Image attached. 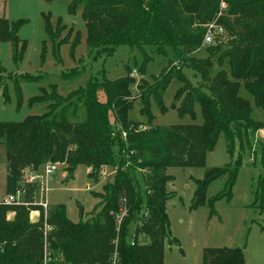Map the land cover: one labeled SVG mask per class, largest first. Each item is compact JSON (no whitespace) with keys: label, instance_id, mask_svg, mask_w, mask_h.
<instances>
[{"label":"trees","instance_id":"trees-1","mask_svg":"<svg viewBox=\"0 0 264 264\" xmlns=\"http://www.w3.org/2000/svg\"><path fill=\"white\" fill-rule=\"evenodd\" d=\"M68 1L72 11H82L89 50L112 53L117 46H128L131 52L145 56L138 68L144 74L152 59L148 50L167 58L171 49L174 59L198 73L200 86L174 66L164 68L152 83L141 81L139 113L149 126L155 121L151 101L166 110L162 97L173 79L180 86L172 108L181 117L195 118L197 105L203 123L138 131L140 125L128 119L134 107L130 98L135 70L127 66L124 77L90 79L67 97L58 94L55 84L42 88L31 104H45L43 116L0 124V138L7 150V195L25 185L24 170L40 172L46 163H65L69 178L81 165L92 170V177L103 167H112L115 173L103 193L93 195L100 200L99 210L89 217L79 208L81 218L75 223L67 217L64 204L51 209L47 223L53 230L46 239L43 216L39 221L30 218L35 207L1 202L0 264H164L166 246L178 243L166 211L170 197L166 187L174 181L168 169L203 168L221 134L231 144L243 130L264 129V0ZM211 23L224 28L226 41L204 46ZM18 28L0 18V40L14 43L17 49ZM46 29L53 43L66 31L48 18ZM72 35L67 33L66 44ZM78 43L74 37L71 49ZM72 77L63 74L65 80ZM254 108L261 111L262 120L254 119ZM136 171H147L145 208ZM237 172V163L207 170L203 179L195 180L194 205L204 200L208 185L222 176L228 177L225 194L230 195ZM260 183L264 187V178ZM27 189L26 201L31 202L35 187ZM10 211L14 212L11 217ZM121 211L125 216L118 225ZM245 263L240 249L204 250L203 264Z\"/></svg>","mask_w":264,"mask_h":264},{"label":"rangeland","instance_id":"rangeland-1","mask_svg":"<svg viewBox=\"0 0 264 264\" xmlns=\"http://www.w3.org/2000/svg\"><path fill=\"white\" fill-rule=\"evenodd\" d=\"M0 18L19 25L17 36L20 40L17 49L14 43L0 40V124L21 123L30 116H43L47 111L46 105L31 104V100L41 94L42 88L49 89L51 84H55L58 94L67 97L90 79L102 81L104 78L116 80L124 77L126 66L137 72L134 77L131 76L135 79L130 98L131 102L133 98L134 107L128 119L140 125L138 131L203 123L197 105L195 118L181 117L177 109L172 108L180 86L175 79L163 93L166 110L163 111L155 101H151V113L155 120L151 126L139 113L141 81L152 83L153 78L158 77L167 66V69L181 67L192 84L200 86L201 79L195 69L183 67L185 62L174 59L171 49L167 58L148 50V56L152 59L145 73L140 74L138 68L145 56L131 52L128 46H117L112 53L89 50L82 11H72L68 0H0ZM47 18L53 26L60 23L66 29L54 43L48 37ZM69 31L73 35L66 44ZM225 33L217 35L215 41H226ZM74 37L79 38V43L71 49ZM59 44L62 46L58 47ZM200 55L195 54L198 59ZM68 73L74 77L63 79V74ZM242 95L246 97L247 93L242 92ZM253 117L255 120L263 119L261 111L256 108ZM6 154V146L0 138V203L7 196ZM236 163L238 172L230 195L225 194L228 191V177L222 176L208 185L204 200L194 205L195 180L203 179L209 169H220ZM57 164V170L44 179V196L49 211L64 204L67 217L76 223L81 218L79 208L83 209L86 217L99 210L100 200L94 196L103 193V186L112 181L115 169L103 167L100 173L92 177V170L81 165L73 178H69L67 165L63 162ZM45 165L41 166V174ZM26 170L23 171V184L29 175ZM167 173L174 177V181L166 187L170 196L166 211L172 236L178 243L166 246L164 264H203L204 250L214 248L240 249L244 252L245 264H264V187L260 183L264 178V129L243 130L234 136L231 144L226 135L221 134L215 149L207 155L205 167H174L168 169ZM145 175L147 171H136L134 174L141 190L142 208L146 205L143 187ZM12 215L14 212L10 211L9 217ZM33 219L38 221L35 216Z\"/></svg>","mask_w":264,"mask_h":264},{"label":"built area","instance_id":"built-area-1","mask_svg":"<svg viewBox=\"0 0 264 264\" xmlns=\"http://www.w3.org/2000/svg\"><path fill=\"white\" fill-rule=\"evenodd\" d=\"M221 8L224 9L223 4L221 5ZM221 12L218 14L219 17L222 15ZM224 32H225L224 28L216 23L208 25L206 28L204 39H203V45L204 46L213 45L215 42V37L217 35H222ZM136 73L137 72L134 71L132 73V76L134 77ZM57 167H58L57 163L56 164L49 163L45 166L43 170V174H41L40 172L29 173V175L27 176L25 180V185L18 188L15 194L7 195L2 201L5 205H24L26 207H35L36 209H33L30 212V218L31 220H34L33 218L35 216V218H37V220L39 221L41 217L43 216V233H44L45 239L47 238V235L53 230V228L49 226L47 223L49 209H48L47 198L44 196V188H45L44 179L50 176L55 170H57ZM31 185L35 187V192H34L33 200L31 202H28L26 201V195L29 190L27 189V186H31ZM124 216H125L124 211L123 212L121 211V215L117 217L118 225H120L122 218ZM45 247H46V244H45ZM115 263L116 262H114L113 264Z\"/></svg>","mask_w":264,"mask_h":264}]
</instances>
